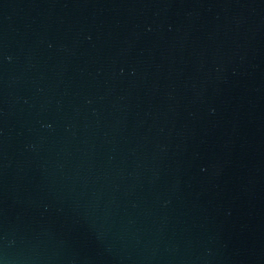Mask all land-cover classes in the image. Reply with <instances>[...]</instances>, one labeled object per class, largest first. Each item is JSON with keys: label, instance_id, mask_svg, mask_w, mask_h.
<instances>
[{"label": "water", "instance_id": "95a60500", "mask_svg": "<svg viewBox=\"0 0 264 264\" xmlns=\"http://www.w3.org/2000/svg\"><path fill=\"white\" fill-rule=\"evenodd\" d=\"M0 264H264V0H0Z\"/></svg>", "mask_w": 264, "mask_h": 264}]
</instances>
